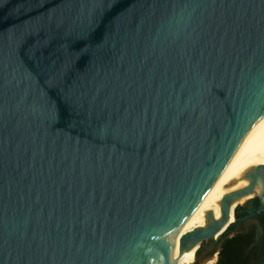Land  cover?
<instances>
[{
	"label": "water",
	"instance_id": "95a60500",
	"mask_svg": "<svg viewBox=\"0 0 264 264\" xmlns=\"http://www.w3.org/2000/svg\"><path fill=\"white\" fill-rule=\"evenodd\" d=\"M263 113L264 0H0V264H175Z\"/></svg>",
	"mask_w": 264,
	"mask_h": 264
},
{
	"label": "bare ground",
	"instance_id": "6f19581e",
	"mask_svg": "<svg viewBox=\"0 0 264 264\" xmlns=\"http://www.w3.org/2000/svg\"><path fill=\"white\" fill-rule=\"evenodd\" d=\"M259 163H264V113L261 114L248 134L244 138L234 157L224 169L217 183L209 193L203 206L195 212L183 225L176 236L171 240L175 245L178 260L184 263L192 262L200 245L188 239V234L198 227L206 226L207 214L213 212L215 218L222 216L221 201L229 192L244 188L249 184L245 176ZM261 182L255 185L252 194L238 198L233 202L232 209L245 200L252 198L261 192ZM233 222V216L229 224ZM171 260V255L165 253L159 264H165Z\"/></svg>",
	"mask_w": 264,
	"mask_h": 264
},
{
	"label": "flooded vegetation",
	"instance_id": "af4514ba",
	"mask_svg": "<svg viewBox=\"0 0 264 264\" xmlns=\"http://www.w3.org/2000/svg\"><path fill=\"white\" fill-rule=\"evenodd\" d=\"M257 199L248 200L245 205H240L236 210L237 221L220 238L205 240L199 246L192 262L184 263L177 261L175 264H223L227 258L224 242L236 234L250 235L249 244L239 246L235 251L236 264H260L264 261V214L257 213L255 216L245 218L252 209L256 208Z\"/></svg>",
	"mask_w": 264,
	"mask_h": 264
},
{
	"label": "trees",
	"instance_id": "16d2710c",
	"mask_svg": "<svg viewBox=\"0 0 264 264\" xmlns=\"http://www.w3.org/2000/svg\"><path fill=\"white\" fill-rule=\"evenodd\" d=\"M236 217L238 219V215L236 213ZM233 226V225H232ZM231 226V227H232ZM230 227V228H231ZM250 235H244V234H236L231 237H229L225 242V251L227 252V258L223 261V264H236L235 259L232 257L235 256V251L239 246L249 244L251 241Z\"/></svg>",
	"mask_w": 264,
	"mask_h": 264
},
{
	"label": "rangeland",
	"instance_id": "374dc122",
	"mask_svg": "<svg viewBox=\"0 0 264 264\" xmlns=\"http://www.w3.org/2000/svg\"><path fill=\"white\" fill-rule=\"evenodd\" d=\"M255 196V195H254ZM247 203V200H245L244 202H242L241 204H239V205H245Z\"/></svg>",
	"mask_w": 264,
	"mask_h": 264
}]
</instances>
